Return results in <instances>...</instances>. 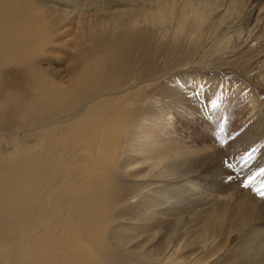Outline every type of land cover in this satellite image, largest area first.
I'll list each match as a JSON object with an SVG mask.
<instances>
[{"label":"bare ground","instance_id":"obj_1","mask_svg":"<svg viewBox=\"0 0 264 264\" xmlns=\"http://www.w3.org/2000/svg\"><path fill=\"white\" fill-rule=\"evenodd\" d=\"M162 5L0 0V99L13 109L21 100L34 120L32 141L18 139L11 151L0 142V228L28 233L0 247L5 264H264V205L234 194L222 155L172 144L154 109L136 118L131 108L139 63L170 38ZM190 10L181 21L192 40L209 21ZM63 44L77 54L60 70L49 55ZM169 87L149 99L179 96Z\"/></svg>","mask_w":264,"mask_h":264},{"label":"rangeland","instance_id":"obj_2","mask_svg":"<svg viewBox=\"0 0 264 264\" xmlns=\"http://www.w3.org/2000/svg\"><path fill=\"white\" fill-rule=\"evenodd\" d=\"M164 1L165 5L160 6L159 10L166 13L164 20L168 24L163 28L167 29L170 38L155 44L151 54L139 63V70L144 78H141L138 85L140 89L134 90L139 95L137 99H146L143 103L135 98L130 107L132 110L136 109V118L141 114L139 111H146L147 107L154 109L161 119H158L161 137L176 146L197 152L216 149L222 155V161H228L233 166L228 167L223 163L221 176H225L227 183L234 187V194L248 192V195L252 194L254 199L264 205V200L254 191L262 190L261 185L264 184V176L256 175L264 168V0H230L223 6L207 0ZM191 7L200 9L201 19L209 21L206 29L203 28L206 33L201 32L192 40L185 35L189 33L190 23L182 24L181 21V15H189ZM52 49L56 50L49 55V62L60 70L70 64V60L73 61L77 54L73 45L63 44ZM161 84L172 86L169 89L176 93H180L178 84L189 87L204 84L206 95H211L218 85L223 84L229 102L208 113L211 125L195 118V107H191L195 105L194 100L188 102L191 111L187 118L180 116L174 119L178 115L176 100L181 99L180 94L168 96L166 101L161 102L149 99V95L159 89ZM7 103L10 114L5 111ZM15 105L13 109L9 100L0 99V142L8 151H11V146L18 139L33 140V135L27 130L32 128L34 120L31 114L23 112L27 105L22 106L18 99L15 100ZM38 111L35 108L36 114ZM129 118L130 123L133 116L130 115ZM218 125H222V129ZM213 128L217 137L215 143L212 142ZM221 140L224 141L223 144L220 143ZM253 147L257 150L252 154L251 160L245 163L242 157ZM2 172L0 167V181ZM118 176L119 174L115 175L116 178ZM250 177H254L250 187L242 188L240 182ZM124 180L122 185L127 184ZM30 182L31 177L28 176L17 183L24 189L26 183ZM190 188L201 194L204 192L196 185H191ZM175 192L177 195L181 191L176 189ZM183 214L184 212L178 216ZM10 230L11 227L0 228V247L6 244L13 246L17 238L20 241L27 240L26 230L21 233L14 231L9 237ZM76 247L80 248L79 243ZM23 255L29 257L27 253ZM9 259L7 251L0 250V263L5 264Z\"/></svg>","mask_w":264,"mask_h":264},{"label":"snow or ice","instance_id":"obj_3","mask_svg":"<svg viewBox=\"0 0 264 264\" xmlns=\"http://www.w3.org/2000/svg\"><path fill=\"white\" fill-rule=\"evenodd\" d=\"M177 89L180 92L181 99L177 101V116H174V119H178L180 116H184L185 118L188 117L189 111H191V107H195V118L200 119L206 123H209L211 125V117L208 115V113L211 110L220 109L222 104H227L229 102V98L226 94V91L224 90L223 84H220L217 86V90L212 92L211 95L205 94V85L199 84L195 87H189L186 84H178ZM195 101V105H192L190 107L188 102ZM251 121H249L250 123ZM222 129V125H218ZM213 136H212V142H216V134H215V128H213ZM221 144L224 143V141H220ZM257 149L253 147L250 152L242 159L245 160V163H247L252 158V154ZM225 165L228 167H233L230 162L228 161H222ZM258 176H264V168H261L258 173H256ZM199 179L198 176H191L190 181L192 183H195ZM254 177H250L247 180H242L240 182V186L242 188H249L252 184ZM262 190H254L257 192V195L260 197V199L264 200V184L261 185ZM261 227H264V225H261Z\"/></svg>","mask_w":264,"mask_h":264}]
</instances>
